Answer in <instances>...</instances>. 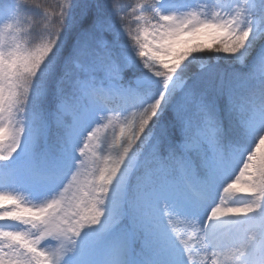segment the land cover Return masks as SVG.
I'll return each mask as SVG.
<instances>
[{"label":"snow or ice","instance_id":"1","mask_svg":"<svg viewBox=\"0 0 264 264\" xmlns=\"http://www.w3.org/2000/svg\"><path fill=\"white\" fill-rule=\"evenodd\" d=\"M5 11L0 264H264V0Z\"/></svg>","mask_w":264,"mask_h":264},{"label":"trees","instance_id":"2","mask_svg":"<svg viewBox=\"0 0 264 264\" xmlns=\"http://www.w3.org/2000/svg\"><path fill=\"white\" fill-rule=\"evenodd\" d=\"M17 0H0V26L3 25L8 13L5 11V5L16 3ZM60 0H27V3L31 7L43 6L48 8L49 11L54 10L56 5ZM124 5L132 3V0H120ZM135 24V22H133ZM21 27L27 29V32L30 34L31 40H37L39 34L43 30V22L39 18H34L30 15L24 16L21 20ZM24 34V33H22Z\"/></svg>","mask_w":264,"mask_h":264},{"label":"rangeland","instance_id":"3","mask_svg":"<svg viewBox=\"0 0 264 264\" xmlns=\"http://www.w3.org/2000/svg\"><path fill=\"white\" fill-rule=\"evenodd\" d=\"M178 227L182 229V228H183V225H182V224H180V225H178Z\"/></svg>","mask_w":264,"mask_h":264}]
</instances>
